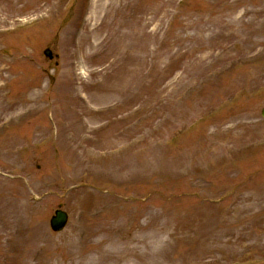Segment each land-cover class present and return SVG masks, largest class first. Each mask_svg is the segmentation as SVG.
Instances as JSON below:
<instances>
[{
	"label": "rangeland",
	"instance_id": "1",
	"mask_svg": "<svg viewBox=\"0 0 264 264\" xmlns=\"http://www.w3.org/2000/svg\"><path fill=\"white\" fill-rule=\"evenodd\" d=\"M2 21L0 264H264V0H0Z\"/></svg>",
	"mask_w": 264,
	"mask_h": 264
},
{
	"label": "water",
	"instance_id": "2",
	"mask_svg": "<svg viewBox=\"0 0 264 264\" xmlns=\"http://www.w3.org/2000/svg\"><path fill=\"white\" fill-rule=\"evenodd\" d=\"M262 116L264 117V110L262 112ZM67 222V215L62 212H57V216L52 221V227L54 230H62Z\"/></svg>",
	"mask_w": 264,
	"mask_h": 264
},
{
	"label": "bare ground",
	"instance_id": "3",
	"mask_svg": "<svg viewBox=\"0 0 264 264\" xmlns=\"http://www.w3.org/2000/svg\"><path fill=\"white\" fill-rule=\"evenodd\" d=\"M15 1H16V0H15ZM0 24H1V25H7V22H6V21H2Z\"/></svg>",
	"mask_w": 264,
	"mask_h": 264
}]
</instances>
